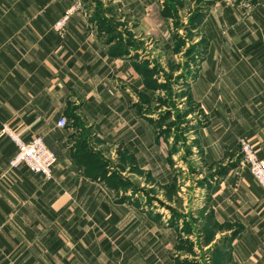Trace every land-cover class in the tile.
I'll return each mask as SVG.
<instances>
[{
    "label": "crops",
    "instance_id": "crops-1",
    "mask_svg": "<svg viewBox=\"0 0 264 264\" xmlns=\"http://www.w3.org/2000/svg\"><path fill=\"white\" fill-rule=\"evenodd\" d=\"M249 1L253 11L240 0H83L61 34L55 23L71 2L0 0V131L42 136L57 155L50 180L26 165L11 171L17 146L0 137V264L195 263L181 241L207 236L212 264H264V186L239 163L193 189L194 201L208 199L192 213L201 208L204 225L211 217L210 234L196 233L201 219L176 220L164 193L171 143L138 99L152 91L137 68L142 42L170 49L175 32L194 34L204 48L185 86L207 119L197 149L233 162L248 140L264 156V0ZM122 155L137 187L116 190L89 172L96 158Z\"/></svg>",
    "mask_w": 264,
    "mask_h": 264
},
{
    "label": "rangeland",
    "instance_id": "rangeland-1",
    "mask_svg": "<svg viewBox=\"0 0 264 264\" xmlns=\"http://www.w3.org/2000/svg\"><path fill=\"white\" fill-rule=\"evenodd\" d=\"M253 4V3H252ZM254 10V7L251 11ZM180 23V21H179ZM183 24V23H182ZM118 37L119 35H115ZM138 36L137 33H133L132 37ZM120 37V36H119ZM173 38V46L170 49H161L159 47L160 44L154 43L152 47H149L150 39H147L149 42L148 45H145L142 42V45L147 48L144 50L142 48L141 53H144L145 64L148 69H154L152 73L153 81L158 80L157 87H159L158 91H151L148 98L145 99L142 96V100L146 102L145 104L149 105V108H146V114L149 118H153L155 120H159V114L163 111L170 110L168 116L165 114V118L161 121L152 122L154 130L156 132H164L166 133V137L170 140V155H169V164L166 165L164 170L167 169L174 173V181L170 184L173 186H169V189H164V193H169L170 197L175 196L173 199L175 201L174 207L170 210L176 213V220L190 219V222L193 223V220L201 219L202 221H197L198 226L197 229L199 232L211 233V229L209 225H214L211 217H209L208 225H204L203 223V211L201 208L203 205L206 207L208 205V199L203 197L198 198V200L194 201L193 189L194 188H202L204 183H201L205 180V177L210 176L211 173L216 172L220 167L226 165L230 159L224 162H214L210 163L205 160L204 154L201 150L197 149V139H194V134L198 128L207 125V119L204 115L202 109L192 100L189 92L187 91V87L184 82L191 81L194 76V71L196 70L195 59L197 60L201 57V53L203 52L204 46H200V43L204 44L202 40L199 45L193 42L195 36L194 34L188 32H175L172 36ZM138 39V38H136ZM139 40V39H138ZM138 49H140L139 44L137 45ZM128 48V47H127ZM136 47H132L131 51ZM137 56L140 55L137 53ZM183 75V77H180ZM155 86L153 83H151ZM159 96L163 97L164 101L170 105L171 107L158 106ZM189 96V97H186ZM138 99L140 97L138 96ZM188 125V126H187ZM242 144V142H241ZM235 161L229 163L238 162L242 164V153L241 148L237 151L236 155L233 156ZM104 163L106 166V171L108 172L109 182L111 184H115L117 189H123L125 186L127 187H137L140 183L139 179L129 173V171H134L133 161L122 155L116 158L109 157L108 160H105ZM233 165V164H231ZM105 166V165H104ZM130 167L127 168V167ZM122 172H125L123 174ZM142 182L147 184L148 180L142 179ZM148 186L151 187L150 191L154 194L159 193L162 190L161 187L157 185H152V183H148ZM157 191V192H156ZM198 191V190H197ZM177 192H179L177 194ZM194 202H198L199 205L195 207ZM196 209L194 214L197 216L195 219L193 217L192 210ZM201 210V211H200ZM170 214V213H169ZM209 236L207 238H203V242L207 244L209 241ZM190 240V239H188ZM182 243V242H181ZM201 244L197 241H186V247H183V251L181 248V254L188 253H196L194 255H198L200 258L195 260L193 264H212V260H214L211 256L206 254L205 249L201 246ZM208 256V257H207ZM193 259V258H191ZM210 259V260H209ZM183 261H188V259H183Z\"/></svg>",
    "mask_w": 264,
    "mask_h": 264
},
{
    "label": "built area",
    "instance_id": "built-area-1",
    "mask_svg": "<svg viewBox=\"0 0 264 264\" xmlns=\"http://www.w3.org/2000/svg\"><path fill=\"white\" fill-rule=\"evenodd\" d=\"M71 2L70 8L55 23V29L64 34L76 9H82L83 0H66ZM241 4L251 10L254 5L249 0H240ZM68 123L65 117L61 118L58 125L63 127ZM7 135L16 144L17 151L8 164V170H15L21 165H26L31 171L42 175L45 179L53 178V167L57 162L56 153L49 148L42 136L36 135L30 139H25L16 130L5 124L0 131V137ZM242 164L247 166L256 179L264 186V156L248 140H243L241 144Z\"/></svg>",
    "mask_w": 264,
    "mask_h": 264
},
{
    "label": "trees",
    "instance_id": "trees-1",
    "mask_svg": "<svg viewBox=\"0 0 264 264\" xmlns=\"http://www.w3.org/2000/svg\"><path fill=\"white\" fill-rule=\"evenodd\" d=\"M112 52L115 55H118V54L124 55V54H127L129 52V49L128 48H118V49L116 48ZM144 64H145V62L143 64H137V68L139 69V71L141 72V74L144 78L146 87L148 88V90L158 91L159 90V87H157L158 80H155V81L152 80L153 79L152 73H153L154 69H148L147 70V66ZM180 77H183V75H181ZM151 83H153L155 86H153ZM184 83L187 84V82H184ZM142 96H144L146 99V98H148L149 94L143 93V94H141V98H142ZM186 97H189V96H186ZM141 102L143 103L144 101L142 100ZM158 104H159L158 106H160L161 108L164 107L165 105L168 107H171L170 105H168L164 101L163 97H161V96H159ZM139 105L142 106L140 103H137V106H139ZM169 111L170 110L166 111L165 113H163V111H162L159 114V117H160L159 120H155L152 118L151 121L157 122V121L163 120L166 116H168V114L170 113ZM165 114H166V116H165ZM161 134H166V133L162 132ZM96 159L97 160L89 162V167H88L89 172L90 173L94 172L95 173V175L93 176L94 178L100 177L101 179L105 180L111 188L118 190L117 186L115 184H111L109 182L108 177H110V176L108 175V172L106 171L107 165L104 163L105 160H102V157H101V159H100V157L96 158ZM231 164H233V165H231ZM237 164H238V162H236V163H229L228 162L226 165L220 167L216 172L211 173L210 176L205 177L204 178L205 180H203L201 183H204L203 184V186H204V185H209V184L215 182L219 177H222L223 175H225L227 173V171H229L230 169L235 167ZM169 186H173V185L169 184L168 186H166V188L169 189ZM127 188L128 187L125 186L123 189H127ZM167 194L169 195L168 190H167ZM172 214H173V217H175V219H176V213L173 210H172ZM186 241L187 240H185L183 242L181 241L182 243L179 246V247H181V249H184L183 247H186V245H185ZM181 264H193V262L181 261Z\"/></svg>",
    "mask_w": 264,
    "mask_h": 264
}]
</instances>
